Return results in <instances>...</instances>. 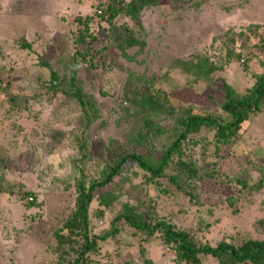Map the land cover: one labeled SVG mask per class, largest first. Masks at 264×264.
Segmentation results:
<instances>
[{"label": "rangeland", "instance_id": "374dc122", "mask_svg": "<svg viewBox=\"0 0 264 264\" xmlns=\"http://www.w3.org/2000/svg\"><path fill=\"white\" fill-rule=\"evenodd\" d=\"M99 1L0 0V46L9 55L4 63L9 64L12 59L19 66L28 68L39 59L55 61L63 52L72 53L76 40L71 33L79 16L94 19V32L100 39L97 47L102 50L108 25L100 21L91 9L93 2ZM196 2L190 1L188 5ZM169 5L167 2L145 13L146 49L130 50L133 60L121 59L119 52L111 50V55L116 54L118 61H107V65L89 77L94 81L85 90L96 101L100 113L99 120L88 131V137L92 139L90 159L81 166H76L80 155L67 146L68 137L76 138L78 134L66 115L59 118L61 121L57 125L51 123L53 131L51 129L50 134L45 135L60 134V141L51 142L50 137L44 139V144L41 140H32L35 145L43 144L39 148L14 136L11 124L17 122L22 125L17 117L14 120L0 119V144L10 149L11 166L15 172L7 178L3 173L0 176L17 183L21 196L25 191L33 193L22 202L9 192V184L4 182L5 193L0 194V264L56 263L62 251L58 231L81 205L78 180L83 177L86 185L90 186L99 179L106 164L113 165L120 156L134 150L133 138L141 129L133 119L129 122L124 119L119 101L121 93L118 92L122 86L119 83L128 77H156L157 84L167 90L176 106H191L195 111L215 110L214 105H208L205 100L207 84L193 82L192 79L188 84L186 76L175 70V64L179 60L197 57L220 62L223 44L232 38V34L248 30L250 24L264 25V0H204L200 9L184 11H174ZM18 41L32 43L33 47L30 51L17 49L21 45H17ZM226 70L223 78L217 73L212 83L217 84L222 78L243 90V76L237 72L236 66ZM5 78V74L0 75V79ZM21 80L19 76L17 81ZM108 91L110 98L104 95ZM1 98L5 99V96L1 95ZM152 120L149 118L148 122ZM204 137L211 142L202 143L198 141L200 136H195L183 148L182 155L184 158H196L195 163L203 168L219 161L220 172L217 174L228 183H223L222 187H208L204 191L193 189L191 196L178 192L176 186L167 183L168 193L162 195L136 173L133 163L132 166L128 163L122 175L115 179L114 187L95 193L90 207L94 232H105L123 206L130 204L138 212L147 213L152 221L169 222L177 231L188 234L198 246L215 248L225 240L239 246L246 239L264 240V189L253 190V187L264 185V111L254 119L234 154L226 151V156L220 158L216 153L214 134ZM44 148L49 152L41 151ZM51 150L55 151L53 156L50 155ZM172 169L165 180L160 179L163 185L169 181ZM239 177L251 182L250 189L237 184L236 178ZM154 182L156 184L157 179ZM105 196L110 202L107 207ZM230 200L234 201L233 207ZM101 211L105 212L102 219L99 218ZM156 236L140 243L134 233L124 232L106 243L101 252L106 253V257H113L112 264H144L146 259H152L155 264H185L176 248L165 247L161 234ZM201 260V264H218L210 255L201 256Z\"/></svg>", "mask_w": 264, "mask_h": 264}, {"label": "trees", "instance_id": "16d2710c", "mask_svg": "<svg viewBox=\"0 0 264 264\" xmlns=\"http://www.w3.org/2000/svg\"><path fill=\"white\" fill-rule=\"evenodd\" d=\"M190 1L194 0L93 2L91 9L100 21L108 25L103 49L97 47L100 39L94 32L96 30L94 19L79 16L74 21L71 33L76 40L74 51L61 53L55 61L39 59L28 68L19 66L12 59L9 64H5L4 61L9 55L0 46V75H6L4 80L0 79V109H3L0 112V119L7 117L6 119L14 120V117H17L22 125H18L17 122L11 124L14 136L26 139L32 142L34 147L39 148L44 144L45 138L50 137V141L54 143L60 141L62 138L60 134H52L49 137L45 135L50 134L53 128L51 123L57 125L59 118L66 115L71 119V125L78 134L76 138L68 137L67 146L80 155L76 166H81L85 160L90 159L89 144L92 139L88 137V131L99 120L100 113L96 101L85 90L87 85L94 81L89 77L107 65V61L110 62L111 59L118 61L116 54L111 55V50L119 52L118 57L121 59L133 60L134 58L129 55L130 50L138 47L141 50L147 48L143 24L147 10L162 7L161 5L167 2L174 11L200 9L204 3V0H197L196 3L188 5ZM263 26L250 24L248 30L232 34V38L223 44L225 46L221 50L223 53L219 55L222 59L220 62L210 61L208 57H197L188 61L179 60L180 62L175 64V70L186 76L188 84L191 83V79L193 82L201 81L203 85L207 84V88L204 89L205 100L208 105H214L215 110L195 111L191 106L186 108L176 106L167 90L157 84L156 77H128L122 84L119 83L122 88L118 91L121 93L118 97L124 119L126 122L133 119L136 126L139 125L141 129L133 138L134 150L130 149L120 156L115 164H106L99 179L93 181L90 186L86 185L83 177L78 180L81 205L70 214L58 231V242L62 251L59 257L56 255L57 261L54 264H102L101 261L112 264L113 257H106V253L101 252L104 245L129 231L139 237L140 243L148 242L157 237V234H161L160 239L164 246L176 248L178 253L180 252L181 261L185 264H201V256L204 255L212 256L218 264H264V240L246 239L239 246L230 243V240L220 242L215 248L198 246L188 234L177 231L169 222L152 221L147 213L138 212L130 204L123 206L103 233L94 232L90 216V207L96 191L114 187L115 179L122 175L128 163L135 167L133 168L136 173L144 178L146 183L155 187L156 192L162 195L168 193L167 183L176 186L178 192L190 196L193 189L200 188L204 191L208 187L228 183L226 179L221 180L217 174L220 172L219 161L212 162L209 167H199L195 163L196 158L185 159L182 151L193 137L200 136L201 140L198 141L210 143L211 141L204 136L214 134L217 155L224 158L226 151L234 154L254 119L264 111ZM16 43L21 44L17 49L30 51L33 47L32 43L26 41ZM232 65H235L237 72L243 76L245 84L243 90L222 79L226 68H231ZM217 73L222 75V78L215 84L212 82ZM19 76L22 77L21 81H17ZM1 95H4L5 99H2ZM104 95L109 97V91ZM149 118L154 120L148 122ZM158 122L167 128H161ZM34 139L41 140L43 144L35 145ZM17 141L15 139V142ZM45 150L44 148L41 151ZM9 151L10 149L0 144V175L3 173L6 178L9 174H15ZM53 154L55 151L51 150L50 155ZM172 167L173 172L168 178L169 181L166 180L163 185L160 179L165 180ZM4 176H0V194L5 193L4 182H7L9 192L16 195L20 201L24 202L28 196L33 195L25 191L21 196L18 184L8 182ZM154 179L158 181L156 184ZM236 182L245 189H250L249 180L239 177L236 178ZM261 189H264L263 184L253 187L255 191ZM106 200L108 203L105 207L110 205L107 197ZM229 203L233 207L234 201L230 200ZM104 216V211L99 212L100 219ZM55 251L57 253V250ZM144 264L155 263L152 259H146Z\"/></svg>", "mask_w": 264, "mask_h": 264}]
</instances>
